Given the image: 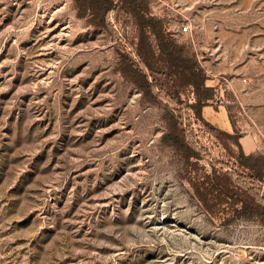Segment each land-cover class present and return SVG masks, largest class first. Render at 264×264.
Wrapping results in <instances>:
<instances>
[{"label":"rangeland","instance_id":"1","mask_svg":"<svg viewBox=\"0 0 264 264\" xmlns=\"http://www.w3.org/2000/svg\"><path fill=\"white\" fill-rule=\"evenodd\" d=\"M151 1L209 78L231 80V102L206 119L264 155V0ZM110 22L119 37L74 0H0V264H264V222L203 208L161 140L168 102L145 101L116 69L135 24ZM184 118L203 150L190 176L234 163Z\"/></svg>","mask_w":264,"mask_h":264},{"label":"trees","instance_id":"2","mask_svg":"<svg viewBox=\"0 0 264 264\" xmlns=\"http://www.w3.org/2000/svg\"><path fill=\"white\" fill-rule=\"evenodd\" d=\"M150 2L74 0L78 17L86 18L91 25L104 27L114 38L119 34L110 22L111 13L121 14L135 24L137 35L131 43L132 54L122 52L116 69L142 92L145 101L164 105V101L168 102L165 105L169 112L168 130L161 140L182 156L185 177L203 208L211 215L227 213L224 220L259 218L264 222V155L246 153L240 141L241 133L228 131L206 119L204 108L217 106L214 103L216 87L207 82L209 77L195 55L175 41L167 19L152 14ZM188 87L192 88L193 94L190 103L182 98ZM190 110L234 158L232 165L212 162L211 170L203 176H190L193 172L198 174L199 159L203 157L201 146L185 123L184 115ZM224 138L233 141L238 151L223 143Z\"/></svg>","mask_w":264,"mask_h":264},{"label":"built area","instance_id":"3","mask_svg":"<svg viewBox=\"0 0 264 264\" xmlns=\"http://www.w3.org/2000/svg\"><path fill=\"white\" fill-rule=\"evenodd\" d=\"M182 31H188V25L185 24L181 27ZM214 85L216 87V96L214 103L217 105H224L230 103V99L226 96L227 93L232 89L231 80L225 76L214 78Z\"/></svg>","mask_w":264,"mask_h":264},{"label":"crops","instance_id":"4","mask_svg":"<svg viewBox=\"0 0 264 264\" xmlns=\"http://www.w3.org/2000/svg\"><path fill=\"white\" fill-rule=\"evenodd\" d=\"M160 1H161V3H158V4H163V0H160ZM158 7H159V6H158ZM158 7H156V5H154V4L152 3V1L150 2V8H151V12H152V14L157 15V16L165 17L164 13H161V8H158ZM165 18H166V17H165ZM167 25H168V23H167ZM168 28H169V25H168ZM172 34H173V33H172ZM207 82H208L209 84H214L215 79L211 77V78L208 79ZM210 107H212V106H207V107H205V108H204V112H206ZM216 125H217V124H216ZM217 126H219V127L225 129L224 126H220V125H217ZM243 138H244V137H243ZM247 143H248V142H247ZM241 144H242V147H243V149H244V146H245L244 141H241ZM247 147H248L247 149H244L246 153L254 152V149H252V145H249V144H248Z\"/></svg>","mask_w":264,"mask_h":264}]
</instances>
